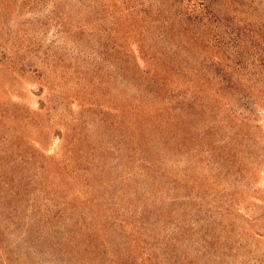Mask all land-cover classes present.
I'll use <instances>...</instances> for the list:
<instances>
[{
  "label": "rangeland",
  "instance_id": "1",
  "mask_svg": "<svg viewBox=\"0 0 264 264\" xmlns=\"http://www.w3.org/2000/svg\"><path fill=\"white\" fill-rule=\"evenodd\" d=\"M0 264H264V0H0Z\"/></svg>",
  "mask_w": 264,
  "mask_h": 264
}]
</instances>
